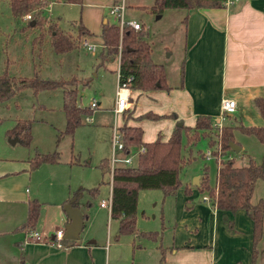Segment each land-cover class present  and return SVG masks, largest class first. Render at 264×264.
Here are the masks:
<instances>
[{"label": "crops", "instance_id": "0c3cea01", "mask_svg": "<svg viewBox=\"0 0 264 264\" xmlns=\"http://www.w3.org/2000/svg\"><path fill=\"white\" fill-rule=\"evenodd\" d=\"M117 1L82 0V3H76L80 7L79 22L94 33V37H100L103 25L114 23L110 21L108 11ZM141 1L135 5L150 0ZM184 12L181 18L185 21L184 58L179 84H166L167 87L149 91L131 88L130 107L120 114L112 109L114 122L110 124L111 128L115 123L123 125L126 119L130 125L143 128L144 141H153L157 137L166 140L178 122L192 127L196 118L202 115L209 116L212 121L225 96L236 101L235 111L226 115L230 124L264 125V118L252 102L264 95V0H239L232 5L189 8ZM161 16L162 13L156 17ZM132 105L128 115L127 110ZM86 121L91 122L93 118L90 116ZM13 127L3 133L6 140L11 137L9 131ZM63 131L59 130L57 145ZM16 143L10 142L11 145ZM192 146H186L184 153H192ZM37 153L42 152L33 150L28 155L0 156V264H21L22 260L23 264H252L253 222L246 211L217 209L201 199L204 194L196 189L187 193L184 187L178 190L171 233L166 242H158L163 228L161 234L156 228L140 230L138 227L134 234H120L118 218L110 229L102 228L98 234L90 232L82 236L80 233L77 240L64 238L62 242L66 247L63 248L50 243L25 242L28 229L20 227L27 220L30 201L41 202L33 229L50 236L69 223L63 207L75 191L71 188L69 170L60 164L61 161L33 166L32 159ZM110 155L105 158L110 159ZM41 173L43 179L39 178ZM101 182H107L103 171ZM186 185L195 187L192 182ZM79 188L90 194L100 191L98 186ZM93 188L97 190L93 191ZM83 195L80 191L76 205L81 210L80 197ZM100 208L106 207L100 205ZM82 212L84 228L89 215L87 211ZM109 214L113 218L111 209ZM226 219L232 222V230L225 227ZM146 232L153 235L148 236ZM255 264H264L263 253L256 258Z\"/></svg>", "mask_w": 264, "mask_h": 264}, {"label": "rangeland", "instance_id": "374dc122", "mask_svg": "<svg viewBox=\"0 0 264 264\" xmlns=\"http://www.w3.org/2000/svg\"><path fill=\"white\" fill-rule=\"evenodd\" d=\"M141 2L143 1L126 0V18H135L145 27L143 33L145 41L151 45V60L162 65L166 73L167 85H178L184 58V26L181 18L185 14V9H165L162 11V16L157 18L158 14L149 8L152 0L142 6L141 4L135 5V3ZM45 13L50 18L49 21L56 22L64 34L74 41L77 40L75 44L77 46L65 53L57 52L48 31V24L28 26L29 20L15 18L11 12L9 0H2L0 72L8 70L13 75L26 77L38 74L47 79H70L73 77L79 88L78 102L80 105L90 106L93 99L100 103L90 114L93 121L87 122L84 119L86 122L78 125L74 134H65L57 145L59 130H64L66 127V116L63 110L64 87L58 86L54 89H43L37 92L32 88L20 91L11 100L0 102V156L18 153L28 155L33 150L42 153L59 150L60 164L67 167L72 179V190L77 191L80 189L79 187H100L97 194L81 190L84 195L80 197L83 203L82 210L87 211L89 215L81 235L86 236L90 232L98 234L102 228L108 230L116 221H119L117 218L110 217V208H100L102 198L110 197L111 187L108 182L110 174L105 175L107 182L102 183V171L98 167L102 159L112 152L113 129L110 124L114 122L112 109L117 96L119 60L116 58L106 61L104 65L99 64L102 49L100 47L101 38L87 33H84L80 39L77 38L76 24L80 21V7L75 2L51 0L45 8ZM108 17L111 22L117 23L118 20L115 17L110 15ZM84 38L97 43V49L91 50L84 46L82 43ZM132 109L133 105L127 110L128 115ZM100 115L103 116L98 119ZM21 119L31 121V142L29 145L22 142L11 145L10 137H7L6 140L4 134L8 128L16 125ZM227 119L229 118L225 115L223 124H230ZM234 140L243 146L242 150L239 153L232 149L225 153H222L221 150V160L230 155L236 159L238 164L246 163L248 156L257 163L262 161L264 144L253 134L236 129ZM182 141L184 143L186 141L184 134ZM208 147L213 150V153L216 151L217 154V142L210 144L207 138H200L192 146L191 155L194 157L181 169L179 174L181 185L176 188L173 194L164 195L161 188L139 191L136 212L137 227L140 230L156 228L160 234L162 233L160 230L163 228L158 242H166L170 237L178 190L192 182L194 176L202 173H206L209 183L214 184L219 162L217 163L213 157L206 159L203 157V153H200L205 152ZM182 150L184 152V149ZM77 159L78 162H76ZM42 177L43 173L39 178L43 179ZM199 181L200 177L198 183ZM192 189L198 190L190 185L189 193L192 192ZM201 199L203 198L201 197ZM250 200L252 203L259 201L264 203V176L255 181ZM258 247H264V221Z\"/></svg>", "mask_w": 264, "mask_h": 264}, {"label": "trees", "instance_id": "16d2710c", "mask_svg": "<svg viewBox=\"0 0 264 264\" xmlns=\"http://www.w3.org/2000/svg\"><path fill=\"white\" fill-rule=\"evenodd\" d=\"M0 0V14H1ZM51 0H9L11 12L15 18H24L31 13L28 26H44L48 24L49 33L52 36L55 50L65 53L75 48L77 40L74 41L60 30L56 22H50L45 8ZM82 3V0H68ZM224 0H153L149 8L152 12L161 14L168 8H198V7H220ZM142 6V5H141ZM147 7L146 5H144ZM34 22L32 25L31 23ZM50 22V23H49ZM184 23V19L182 20ZM77 38L80 39L84 33L94 35L81 22L76 24ZM144 29L136 30L126 26L121 35L119 25L116 23H105L100 35L102 50L99 64L104 65L106 61L118 57L121 53L120 73L122 81L132 77L131 88L149 91L167 87L166 73L161 64L151 60V45L145 41ZM79 44V43H78ZM75 78L70 79H47L40 75L32 77L16 76L5 70L0 72V102H6L15 97L20 91L32 88L35 92L43 89H54L58 86L64 87V105L66 114V127L60 137L65 134H74L75 129L85 117L93 112L89 106H82L78 102L79 88ZM69 85V86H67ZM264 92V89H263ZM253 105L264 118V95L253 99ZM228 113H226L227 115ZM253 134L264 144V125L245 126L242 123L223 124L221 132L218 133L212 126L209 116H198L192 127L176 124L166 140L157 137L153 141L143 140V128L139 125H130L124 120L121 125L125 149L141 146L145 147L140 152L136 163L133 165L121 164L115 168L112 187L111 216L120 219V234H134L137 232L136 212L138 206V195L141 189L161 188L164 195L173 194L181 185L179 177L181 169L188 164L194 156L191 152L184 153L182 149L194 145L200 138H207L209 143L219 142L221 152L230 150L229 142L234 141V130ZM185 136V143L182 135ZM11 137L18 136L21 142L29 144L32 139L31 121L28 119L18 120L16 125L10 129ZM237 143V142H236ZM190 149V148H188ZM60 161V151L54 150L50 153H37L32 159V165L37 166L43 162ZM100 168L108 175L110 162L104 158ZM264 176V155L262 161L257 163L248 156L247 162L238 164L234 157H226L217 166L215 182L210 184L206 173L200 175V181L195 187L207 196L210 204L217 208L229 211L244 209L253 222V244L251 263L255 264L256 258L264 254V247H258L261 240L264 221V203L251 202L255 181ZM189 186H184V191L189 192ZM93 191L97 188H93ZM80 189L66 200L78 205ZM41 208V202L33 199L29 203L28 217L20 229H33L36 226ZM226 226L232 230V222L225 220ZM137 234V233H136ZM152 236V232H146ZM163 259V255H162ZM161 259V260H162ZM23 264V260L21 262ZM159 264H162L160 262Z\"/></svg>", "mask_w": 264, "mask_h": 264}, {"label": "built area", "instance_id": "2783aa9c", "mask_svg": "<svg viewBox=\"0 0 264 264\" xmlns=\"http://www.w3.org/2000/svg\"><path fill=\"white\" fill-rule=\"evenodd\" d=\"M239 0H224V3L226 5H232L236 3ZM109 15L115 17L117 19V23L119 25L121 35L124 31V28L126 26H131L136 30H141L143 28L142 24L135 20V19H127L125 12H126V2L125 0H118L117 2L113 3L109 6ZM25 19L31 18V13H28L24 16ZM82 43L84 46L91 50H95L97 47L96 43L90 42L87 38H84L82 40ZM119 60V67L117 70L118 74V88H117V96L115 101V106L113 110L116 114L123 113L127 108H129V97H130V90H131V81L132 77L127 79V81H122L121 79V73H120V62H121V53L118 55ZM98 106V101L96 99H93L90 104V108L94 109ZM236 109V101L235 99L231 97H222L220 100L219 105V113L217 115H214L212 117V126L214 129L218 131V133L221 132L222 126H223V119L226 113H232ZM90 116L87 115L85 119H89ZM145 147L143 145L138 146V148L131 147L130 149H125L124 139H123V133L121 130V126L118 123H115L113 125V138H112V152L110 155V169H109V182L111 187V193L110 197L104 198L100 201V205L106 208H112V187H113V175L115 168L121 164L124 165H133L134 161L137 159L140 152L144 151ZM221 146L219 142L217 141V154L216 151L213 153V150L211 148H207L206 151L203 153L204 158L209 159L211 157L215 158L217 163L221 162L220 157L222 156L220 154ZM228 157H231L230 155ZM204 200H208L206 195H203L202 197ZM65 235V227L62 226L58 228L53 235H44L43 233H40L34 229H30L26 233L25 242L30 241H36V242H42V243H50L51 245H54L59 248L66 247L63 244V239Z\"/></svg>", "mask_w": 264, "mask_h": 264}, {"label": "water", "instance_id": "95a60500", "mask_svg": "<svg viewBox=\"0 0 264 264\" xmlns=\"http://www.w3.org/2000/svg\"><path fill=\"white\" fill-rule=\"evenodd\" d=\"M31 24L33 25L34 22H32ZM177 124L181 125V122H178ZM19 140L20 139L18 136L9 138V141L12 144H15ZM229 146H230V149H232L234 152H239L241 149V146L234 141H230ZM198 178H199V175L194 176L192 179V183L195 185L198 184ZM63 208L70 220L65 228L64 237L67 239L77 240L79 239L80 233L83 229L84 214L79 206H75L71 202L65 203Z\"/></svg>", "mask_w": 264, "mask_h": 264}]
</instances>
